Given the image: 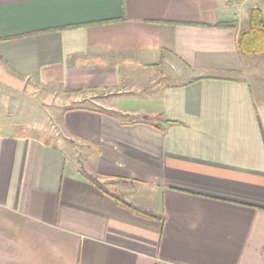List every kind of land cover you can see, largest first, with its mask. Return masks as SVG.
<instances>
[{
    "label": "crops",
    "instance_id": "0c3cea01",
    "mask_svg": "<svg viewBox=\"0 0 264 264\" xmlns=\"http://www.w3.org/2000/svg\"><path fill=\"white\" fill-rule=\"evenodd\" d=\"M256 7L0 0V264H264V59L238 48ZM170 67L189 79L121 106L144 92L123 70ZM2 90L95 104L63 113L83 160L13 131Z\"/></svg>",
    "mask_w": 264,
    "mask_h": 264
},
{
    "label": "rangeland",
    "instance_id": "374dc122",
    "mask_svg": "<svg viewBox=\"0 0 264 264\" xmlns=\"http://www.w3.org/2000/svg\"><path fill=\"white\" fill-rule=\"evenodd\" d=\"M252 60L259 65L262 57H253ZM172 67L153 71L140 70V72L138 70H123V76H127V79L131 76L133 78L131 82L128 81L129 84L127 83L124 86L125 88L129 87L127 91L143 90L144 92L138 94L137 98H133L135 93L128 94V92H125L126 94L123 96L125 102L121 106L129 110H147L153 105L151 100V98H154L152 97L153 94L162 86L178 84L189 79L187 74L181 73L180 68ZM258 74L262 75L263 79L264 67H258ZM4 94L10 100L9 110L12 123H17V126L12 127L13 131L21 130L20 133L26 135L39 133L43 139L62 147L69 154V168L73 157L80 156L79 160H83L85 148L82 144L71 142L63 131V113L67 108L93 107L96 106L95 104L89 101L75 102L61 91L58 93V90H25L20 93L16 90H2V96ZM102 95L100 102H103L105 106L113 103L111 96ZM73 97L77 98L79 96Z\"/></svg>",
    "mask_w": 264,
    "mask_h": 264
},
{
    "label": "trees",
    "instance_id": "16d2710c",
    "mask_svg": "<svg viewBox=\"0 0 264 264\" xmlns=\"http://www.w3.org/2000/svg\"><path fill=\"white\" fill-rule=\"evenodd\" d=\"M49 30L47 32H52ZM8 38L6 40H10ZM240 53L246 57H262L264 59V11L260 7L250 10L248 17V26L241 33L238 40ZM263 95H264V78H263ZM85 92L78 91L71 93V96L84 95ZM149 118H147L148 120Z\"/></svg>",
    "mask_w": 264,
    "mask_h": 264
}]
</instances>
